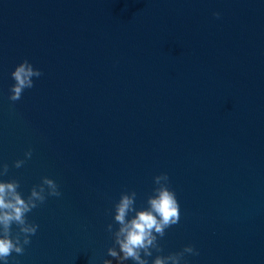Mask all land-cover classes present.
<instances>
[{
    "label": "water",
    "instance_id": "obj_1",
    "mask_svg": "<svg viewBox=\"0 0 264 264\" xmlns=\"http://www.w3.org/2000/svg\"><path fill=\"white\" fill-rule=\"evenodd\" d=\"M25 59L43 75L12 102ZM4 162L25 198L44 176L62 192L8 264H117L115 204L148 207L163 172L181 214L149 264L188 244L191 264H264V0H0Z\"/></svg>",
    "mask_w": 264,
    "mask_h": 264
},
{
    "label": "clouds",
    "instance_id": "obj_2",
    "mask_svg": "<svg viewBox=\"0 0 264 264\" xmlns=\"http://www.w3.org/2000/svg\"><path fill=\"white\" fill-rule=\"evenodd\" d=\"M217 17L220 13H215ZM42 70L33 66L25 59L12 72L15 83L11 86L9 99L12 102L22 98L25 89L34 87L33 77L42 76ZM33 150L25 152V159L14 162L16 168L22 167L26 159L32 157ZM9 165L0 163V177L7 175ZM156 187L148 197V207L137 209L135 190L125 191L115 204L114 221L119 225L113 231V224H108L107 230L114 236V245L108 249V255L115 258L117 264H125L131 259L136 264H149L148 257L153 249L162 252L158 237L165 235V230L180 219V204L175 191L169 186L170 178L167 172L154 177ZM20 181L13 178L0 179V261L8 264L12 253L23 254L25 245L31 243V237L38 231L39 225L28 219V213L43 204L49 196L60 197L58 183L49 176H44L40 184L32 187L30 194L25 196L19 191ZM134 213V215L130 214ZM13 224L17 230L13 233ZM118 246V247H117ZM198 255L194 245L188 244L179 252L168 255H156L152 264H191L185 255ZM103 264H112L105 259Z\"/></svg>",
    "mask_w": 264,
    "mask_h": 264
}]
</instances>
